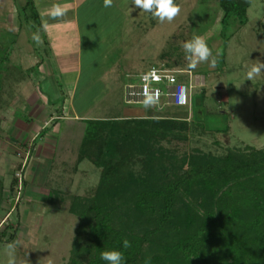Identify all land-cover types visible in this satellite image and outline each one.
Returning a JSON list of instances; mask_svg holds the SVG:
<instances>
[{"label": "rangeland", "instance_id": "obj_1", "mask_svg": "<svg viewBox=\"0 0 264 264\" xmlns=\"http://www.w3.org/2000/svg\"><path fill=\"white\" fill-rule=\"evenodd\" d=\"M27 1L0 0V108L12 104L25 82H32L37 90L42 86L44 94L35 93L32 101L36 104L41 99L39 104L54 112L56 120L46 132L55 130L59 145L40 159L44 168L37 181H28L33 153L23 170L20 192L17 181L13 184L15 206L0 231V264H8L10 256L15 264H69L79 223L68 211L70 198L84 194L100 179L91 162L77 161L91 120L124 119L130 114L181 118L205 133L195 138L193 147L217 153L229 147L264 148V70L253 80L247 78L253 65L264 63V0H252L244 26L235 16L223 21L222 0H175L180 14L163 23L150 13L140 14L131 0H113L108 8L103 0H74L76 7L73 0H36L41 24L31 18L27 22ZM55 6L62 16L53 18ZM34 33L40 36L39 44L32 38ZM193 36L207 41L216 67L208 63L194 70L188 67L181 45ZM42 63L51 72L49 79L37 78V70H26L30 64ZM152 67L191 70L200 76L204 86L193 90L191 108L168 105L166 99L147 108L125 104V86L140 84V76ZM178 77L189 82L184 74ZM75 80L71 111L69 84ZM27 118L31 122V116ZM44 144L41 137L35 145ZM24 147L19 151H25ZM31 148L34 151L32 144ZM14 155L11 161L16 173L24 159ZM12 173H6L7 183L15 178ZM41 186L49 192L38 193L36 188ZM2 194L0 190V201ZM8 209L0 207V216ZM32 209L36 212L25 222ZM38 213L42 216L33 228ZM22 233H29L33 241L21 240Z\"/></svg>", "mask_w": 264, "mask_h": 264}, {"label": "trees", "instance_id": "obj_2", "mask_svg": "<svg viewBox=\"0 0 264 264\" xmlns=\"http://www.w3.org/2000/svg\"><path fill=\"white\" fill-rule=\"evenodd\" d=\"M35 2L25 15L41 24ZM221 2L224 22L247 23L252 0ZM202 131L160 115L91 120L77 161L100 179L70 198L69 264H105L104 250L124 251L126 264H264V148L205 151L192 146Z\"/></svg>", "mask_w": 264, "mask_h": 264}, {"label": "crops", "instance_id": "obj_3", "mask_svg": "<svg viewBox=\"0 0 264 264\" xmlns=\"http://www.w3.org/2000/svg\"><path fill=\"white\" fill-rule=\"evenodd\" d=\"M74 5L76 7L75 1H74ZM21 63L22 64L20 66V69L22 70L23 61H21ZM32 66L33 65L30 64L29 66H27L28 68L26 70H29V71L37 70V78L38 76H40L41 79L43 78L49 79V74L51 72L50 70L45 68L44 63H42L41 65H35L37 69H35V67L34 66L32 67ZM1 69L2 67H0V72H1ZM37 78H36V81H37ZM76 82L77 81L75 80L74 83L69 84V90H70L69 106H70L71 111H73L72 108L74 106L73 102H71V97L73 98L75 94L74 91H75ZM22 86L23 87L19 90L20 93L18 94V96L16 95V93L14 94L15 98L12 104L7 105L6 107L0 108V119L2 120V122H0L1 128H2V132L0 134V166H2V168H0L1 169L0 170L1 172L0 173V190L3 192L2 198L0 201V207L6 208V209L10 208L8 209L7 214L6 215L4 214L5 216L4 215L3 216L1 215L2 217L0 216V231H2L1 229L6 224V222L9 221L10 218L8 219V217L11 215V213H13L14 211L13 206H15V204L12 205V201H13L12 200L13 199L12 187H13L15 178L12 179V182L10 181V183H7V177L5 176L7 175L6 173L11 174V171L13 172L12 174L15 175V172H14L15 168L12 165L13 163L11 161L12 157L15 156L14 154L16 153L17 155V153L20 152L19 149L22 148L23 146H25L24 148L27 149L31 144L33 145L34 153H35L34 162L32 166L33 173L31 174L29 179L27 178L28 181H30L29 184H32L33 182L38 180L39 176L41 175V170L42 168H44V165L40 162V159L44 156L46 152L47 153H50V151L52 152V148L54 149V146H56L57 144L59 145V140L53 136L54 134L53 132L55 130L53 131L51 130L52 134H50V132L49 133L46 132L48 131L50 126L53 125V123L55 122L53 121L55 120L54 112L49 110L46 107V105H44V103H41L40 105L39 102L41 99H39V101H36V104H34L32 101L33 100L32 97L35 93L38 92L37 93L38 96H41L44 94L41 89L42 86L40 89L37 90L34 84L30 81L25 82V84H23ZM44 101H47L46 98H44ZM68 111H69V108H68ZM27 116L28 117L31 116V122L28 120ZM127 116L133 117V118L142 117L136 114H130ZM77 118L78 117L76 116L75 119ZM59 131L60 130H58V132ZM41 137L45 141V144L38 147L35 144L38 142L39 138ZM3 168L5 170H2ZM14 175L13 177H15ZM44 187H46V185ZM44 187L41 186L39 188H36L37 192L44 193L43 191H47L48 193L49 190ZM43 202L44 201H42V203ZM33 207H35V205H33ZM35 212H36L35 209H32L30 213L27 212L25 216L26 218L25 222L31 220L32 213H35ZM41 214L42 213H38V215L32 220L31 227H33L34 225L36 226L35 223L42 216ZM20 219H21V216H20ZM45 228L48 229L47 224L45 225ZM23 237L28 239L29 242L33 241V237L30 236L29 233H22V236L20 237L21 240L23 239Z\"/></svg>", "mask_w": 264, "mask_h": 264}, {"label": "built area", "instance_id": "obj_4", "mask_svg": "<svg viewBox=\"0 0 264 264\" xmlns=\"http://www.w3.org/2000/svg\"><path fill=\"white\" fill-rule=\"evenodd\" d=\"M179 74L186 75L189 82L181 81L178 77ZM199 78L200 76L193 74L191 70L152 67L149 72L140 76V84L125 86L124 102L130 106L142 105L150 97L153 100V105H159L166 99L168 105L191 108L193 90L204 86V83L199 82ZM33 153L31 145L25 151L17 153L19 158L24 159L21 168L15 173L19 192L25 181L23 170L29 164ZM18 198L19 194L15 198L16 203Z\"/></svg>", "mask_w": 264, "mask_h": 264}, {"label": "clouds", "instance_id": "obj_5", "mask_svg": "<svg viewBox=\"0 0 264 264\" xmlns=\"http://www.w3.org/2000/svg\"><path fill=\"white\" fill-rule=\"evenodd\" d=\"M131 4L140 10V14L145 12L150 13L161 23L165 21L172 22L181 12V8L175 0H131ZM112 5L113 0H103L104 7L108 8ZM55 7L57 10L53 13V18L62 16L64 13L59 10V6ZM32 38L37 44L41 42L38 33H34ZM181 47L185 53V59L188 61V67L190 69H196L201 63H208L210 67H216V57L203 37L193 36L190 40L185 41ZM262 70H264V63L253 65L247 72L248 80H253ZM152 105V98H147L145 107H151ZM131 247V241L126 237L123 238L122 248L127 250ZM100 259L105 264H126L124 251L120 250H104L100 254ZM8 264H15V258L10 256Z\"/></svg>", "mask_w": 264, "mask_h": 264}]
</instances>
